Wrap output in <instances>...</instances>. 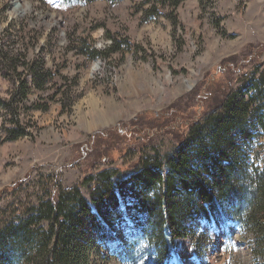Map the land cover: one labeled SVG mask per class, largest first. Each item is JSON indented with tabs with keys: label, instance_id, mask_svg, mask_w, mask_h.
I'll use <instances>...</instances> for the list:
<instances>
[{
	"label": "rangeland",
	"instance_id": "obj_1",
	"mask_svg": "<svg viewBox=\"0 0 264 264\" xmlns=\"http://www.w3.org/2000/svg\"><path fill=\"white\" fill-rule=\"evenodd\" d=\"M143 1L0 0V39L28 61L44 57L72 100L50 101L31 86L29 104L48 109L21 112L27 134L14 141V118L0 110V230L8 219L27 218L56 183L72 188L104 169L128 175L139 157L171 153L190 120L204 119L230 85L238 90L264 70V0H186L177 26L163 15L146 18ZM27 29L44 30L37 45L12 43ZM112 48L121 50L95 59L85 53ZM12 86L0 67V98H9ZM176 103L181 113L165 119ZM254 128L250 142L237 136L235 157L247 173L264 170V129ZM130 205L117 213L111 234L90 244L84 264H159ZM227 209L217 221L197 220L195 234L176 240L167 264H258L244 205Z\"/></svg>",
	"mask_w": 264,
	"mask_h": 264
},
{
	"label": "trees",
	"instance_id": "obj_2",
	"mask_svg": "<svg viewBox=\"0 0 264 264\" xmlns=\"http://www.w3.org/2000/svg\"><path fill=\"white\" fill-rule=\"evenodd\" d=\"M184 1L144 0L140 8L149 5L146 18L163 15L177 26L178 8ZM43 31L20 30L12 43H21L23 48L29 42L35 46ZM3 41L0 39L1 72L13 86L9 98H0V110L14 118L17 128L9 136L14 141L27 134L19 120L21 112L48 109L29 104L31 86L50 101L59 96L67 103L72 100L63 86L54 82L59 71L46 67L44 57L28 61L13 49L14 44ZM120 50L85 53L95 59ZM19 65L24 67L22 71ZM246 81L238 90H231L230 85L228 95L225 92L204 119L200 115L190 120L171 153L139 157L128 175L104 169L72 188L56 183L54 191L43 192L27 218L8 219L11 221L0 230V264H84L90 244L112 233L117 213L130 210V203L143 219L141 227L156 247L159 264H167L177 239L195 234L197 220L217 221L219 216H228L227 208L244 205L240 214L243 212L253 235L252 251L259 257L258 264H264V170L256 168L247 173L235 157L242 148L238 135L247 143L253 138L254 126L264 129V70ZM52 89L55 90L50 93ZM177 105L165 110V119L177 111L181 113ZM83 186L92 188L88 192L82 190ZM129 260L132 259L127 257L125 262Z\"/></svg>",
	"mask_w": 264,
	"mask_h": 264
},
{
	"label": "bare ground",
	"instance_id": "obj_3",
	"mask_svg": "<svg viewBox=\"0 0 264 264\" xmlns=\"http://www.w3.org/2000/svg\"><path fill=\"white\" fill-rule=\"evenodd\" d=\"M21 6H22V5H21ZM18 7H19V6H18ZM26 7H27V6H26ZM24 10H25V9H24ZM96 66H98V65H96ZM96 66H95V68H97Z\"/></svg>",
	"mask_w": 264,
	"mask_h": 264
}]
</instances>
